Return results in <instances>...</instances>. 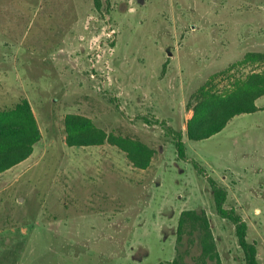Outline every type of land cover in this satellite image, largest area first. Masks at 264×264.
<instances>
[{"label": "rangeland", "instance_id": "rangeland-1", "mask_svg": "<svg viewBox=\"0 0 264 264\" xmlns=\"http://www.w3.org/2000/svg\"><path fill=\"white\" fill-rule=\"evenodd\" d=\"M95 2L0 0V110L26 99L41 133L0 173V264L192 263L197 234L177 238L188 210L207 216L219 264H245L210 180L264 264V95L211 138L187 137L199 88L264 72V0ZM67 115L144 144L148 166L108 142L69 147Z\"/></svg>", "mask_w": 264, "mask_h": 264}, {"label": "trees", "instance_id": "trees-1", "mask_svg": "<svg viewBox=\"0 0 264 264\" xmlns=\"http://www.w3.org/2000/svg\"><path fill=\"white\" fill-rule=\"evenodd\" d=\"M97 7L99 0H95ZM253 60L262 54H249ZM264 95V72H253L242 80H237L231 89L222 93L208 90L205 86L198 89L192 105L193 115L187 122V137L192 141H202L221 132L227 123L242 114L255 113L258 108L255 101ZM66 144L69 147L99 146L108 142L125 152L134 166L144 169L148 166L151 151L140 142L106 135L96 131L91 120L78 115H67L64 119ZM41 133L26 99L14 107L0 110V173L27 159L33 152L34 145L40 140ZM173 143L179 158L185 157V144L181 133H176ZM214 208L219 217L229 220L235 226L239 248L245 264H259L257 248L247 240V225L233 209L225 207L226 191L214 180L209 181ZM197 234L201 253L192 263L183 258L173 264H219L215 251L210 224L204 212L183 211L179 217L177 238Z\"/></svg>", "mask_w": 264, "mask_h": 264}, {"label": "water", "instance_id": "water-1", "mask_svg": "<svg viewBox=\"0 0 264 264\" xmlns=\"http://www.w3.org/2000/svg\"><path fill=\"white\" fill-rule=\"evenodd\" d=\"M139 3H143V0H138Z\"/></svg>", "mask_w": 264, "mask_h": 264}]
</instances>
